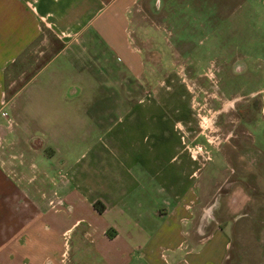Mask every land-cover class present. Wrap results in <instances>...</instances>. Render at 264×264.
Returning <instances> with one entry per match:
<instances>
[{
    "label": "crops",
    "instance_id": "0c3cea01",
    "mask_svg": "<svg viewBox=\"0 0 264 264\" xmlns=\"http://www.w3.org/2000/svg\"><path fill=\"white\" fill-rule=\"evenodd\" d=\"M138 1L0 0V264H180L163 256L159 239L170 240L175 225L189 219L192 236L211 239L237 209L235 188L229 208L204 193L196 209L200 198L175 192L174 173L189 172L181 157L202 162L178 104L155 100L151 87L130 101L108 85L97 88L105 93L97 100L93 85H62L74 71L54 63L64 50L95 40L105 55L140 56L141 69L122 68L143 85L146 61L130 35ZM256 1L260 8L247 2L249 13L264 17V0ZM50 29L72 38L65 49L52 51L58 40L48 37ZM105 55L86 57L110 61ZM83 73L93 84L94 72ZM205 205L209 218H202Z\"/></svg>",
    "mask_w": 264,
    "mask_h": 264
},
{
    "label": "rangeland",
    "instance_id": "374dc122",
    "mask_svg": "<svg viewBox=\"0 0 264 264\" xmlns=\"http://www.w3.org/2000/svg\"><path fill=\"white\" fill-rule=\"evenodd\" d=\"M248 1L260 8L256 0H139L130 14V35L146 61L143 85L122 68L132 64L141 69L140 56L125 50L105 55L97 40L64 50L54 63L74 71L63 86L93 85L96 100L105 94L97 88L107 85L126 91L130 101L147 97L151 87L155 100L178 104L180 117L191 120L192 151L199 148L204 155L202 162L187 154L181 157L189 172L174 173L175 192L200 198L196 209L204 193L222 207L231 204L228 191L239 190L234 196L238 207L231 214L228 210L222 233L199 240L191 235L189 219L177 222L170 240L159 239L163 256L174 255L180 264H218L221 255L225 264H264V17L261 11L250 14ZM117 23L124 26L125 20ZM49 31L48 37L58 40L52 51L65 49L72 39ZM67 53L81 58L71 60ZM87 53L104 54L110 61L90 60ZM86 70L94 72L93 84L91 76L88 80L82 75ZM23 97L18 94L14 104L21 107ZM201 131L212 142L198 137ZM208 209L203 207L202 218L210 217Z\"/></svg>",
    "mask_w": 264,
    "mask_h": 264
},
{
    "label": "built area",
    "instance_id": "2783aa9c",
    "mask_svg": "<svg viewBox=\"0 0 264 264\" xmlns=\"http://www.w3.org/2000/svg\"><path fill=\"white\" fill-rule=\"evenodd\" d=\"M196 150H197V151H199V148H198V149H196ZM196 150H195V153L198 155V153H197V151H196ZM200 150H201V149H200ZM206 154H207V152L205 153V156H204L205 158H207V157H208ZM200 155H202V156H203V155H204V152H203V153H201ZM208 155H209V154H208ZM209 157H210V156H209Z\"/></svg>",
    "mask_w": 264,
    "mask_h": 264
},
{
    "label": "trees",
    "instance_id": "16d2710c",
    "mask_svg": "<svg viewBox=\"0 0 264 264\" xmlns=\"http://www.w3.org/2000/svg\"><path fill=\"white\" fill-rule=\"evenodd\" d=\"M99 204V203H98ZM97 205V204H96ZM104 210V206H101V207H99V211L101 212V211H103Z\"/></svg>",
    "mask_w": 264,
    "mask_h": 264
},
{
    "label": "flooded vegetation",
    "instance_id": "af4514ba",
    "mask_svg": "<svg viewBox=\"0 0 264 264\" xmlns=\"http://www.w3.org/2000/svg\"><path fill=\"white\" fill-rule=\"evenodd\" d=\"M212 142V141H210ZM197 151V150H196ZM198 155L202 153V150L199 149V151H197Z\"/></svg>",
    "mask_w": 264,
    "mask_h": 264
}]
</instances>
